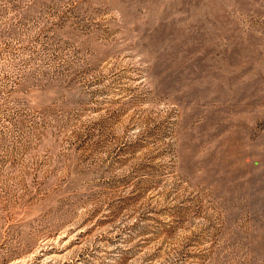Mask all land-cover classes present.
Here are the masks:
<instances>
[{
  "label": "rangeland",
  "instance_id": "rangeland-1",
  "mask_svg": "<svg viewBox=\"0 0 264 264\" xmlns=\"http://www.w3.org/2000/svg\"><path fill=\"white\" fill-rule=\"evenodd\" d=\"M0 264H264V0H0Z\"/></svg>",
  "mask_w": 264,
  "mask_h": 264
}]
</instances>
